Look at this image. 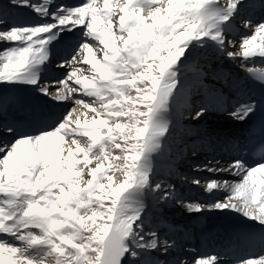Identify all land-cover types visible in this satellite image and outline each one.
Returning <instances> with one entry per match:
<instances>
[{
  "label": "snow or ice",
  "instance_id": "1",
  "mask_svg": "<svg viewBox=\"0 0 264 264\" xmlns=\"http://www.w3.org/2000/svg\"><path fill=\"white\" fill-rule=\"evenodd\" d=\"M10 2L18 10L31 9L41 18L49 17L52 23L31 28L13 25L7 31H0V40L19 41L26 45L7 52L0 62L3 68H23V72L15 73V81L37 83L32 78L33 70L47 59L48 46L61 38L62 32L82 27L85 36L99 41L103 48L85 42L71 60L58 65L68 69V76L59 82L63 91L58 89L54 99L58 102L72 100L82 110L107 118L98 120L94 116L90 124L99 127L90 130L81 126L82 114L87 116L88 113L70 109L57 127L47 134L21 138L14 146L0 143V153H3L0 158V194H3L0 195V236L13 237L26 245L15 247L6 239L0 240V264H36L26 254L28 249L36 246L49 249L39 264H121L126 253L135 256L126 244L129 238L137 247L153 246L142 243L143 238L137 232L139 226L135 225L139 214H129L124 193L147 185L148 177L141 171L142 162L159 150L160 138L167 132L166 127L158 125L156 116L164 109L166 98L176 87L172 79L176 73L170 69L192 40L207 37L223 43L219 31L213 33L212 29L217 19L224 22L238 10V6L243 7L244 0H228L223 6L218 0H167L166 7L163 3L153 7L147 0H141L133 5L135 11L128 7L132 0H126L123 4H116L115 12L108 10L110 0H103V10L96 0H86L85 4L76 7L57 5L56 0H40L38 4L33 0ZM209 5L222 7L225 15L217 18L209 11ZM142 8H148L147 17L139 14ZM86 16L90 20L86 21ZM114 16H118V21H114ZM101 18L104 30L98 32ZM113 23L118 25L115 33ZM8 24L9 20L0 16V26ZM245 27L249 25L245 24ZM255 30L257 35L264 33V25L255 26ZM257 35L241 42L245 59ZM94 49L102 52V61L95 57ZM228 55L235 59L238 54L229 52ZM259 56L264 57V36L261 37ZM85 65L90 67L85 68ZM3 75L0 73V77ZM41 91L49 95L47 88ZM76 96L93 100L87 103L74 99ZM254 109L255 105H249L246 112L230 115L242 120ZM202 115L203 111L197 112L194 119ZM85 124H88L87 120ZM102 129H107V139L102 140ZM13 131L0 125V133L11 134ZM85 136L89 140L80 138ZM54 138L68 140L67 155L63 160H60L59 145H49ZM115 150H119L115 159L120 162L115 167L120 176L107 174L105 184L103 176L97 179V173L102 171L104 160L113 159ZM126 151L136 153L130 157L131 164L128 163L129 157L124 155ZM77 154H83L82 161L74 160ZM92 159L96 160V166L88 168ZM77 164L82 167L77 168ZM85 168H88L86 173ZM241 168L240 161H235L229 167L217 170L238 174ZM258 173L264 174V164L247 171L228 199L213 205L212 209L230 208L264 222V176L258 181L255 179ZM193 182L200 184V181ZM223 187L222 182L208 181L205 190L211 192ZM53 189L57 190L55 194ZM97 191L114 197L109 207L105 208L100 196L93 199ZM188 207L190 211L205 210L199 205ZM98 219L104 222L98 224ZM164 247L170 245L165 243ZM181 264L185 262L181 261ZM196 264H215V258L198 260ZM259 264H264V259Z\"/></svg>",
  "mask_w": 264,
  "mask_h": 264
},
{
  "label": "rangeland",
  "instance_id": "2",
  "mask_svg": "<svg viewBox=\"0 0 264 264\" xmlns=\"http://www.w3.org/2000/svg\"><path fill=\"white\" fill-rule=\"evenodd\" d=\"M113 1L115 3V5L111 9V11L113 12L117 11V3L123 4L126 2V0ZM225 1L227 2L228 0H218V2L222 6L224 5ZM140 2L141 0H138V3ZM147 2L151 3L153 7L159 5L157 0H154V2L153 0H147ZM0 3V9L9 8L11 10V14L8 15L7 18L9 20V24L0 26V31H7L8 28L13 25L17 28H31L37 25H43L44 22H47V24L52 23L49 17L41 18L31 9H22L20 10L22 12H19V10L11 4L10 0H0ZM33 3L38 4L39 2L36 1ZM77 3L79 2H75V0H56L57 5L68 7L82 6ZM96 3L100 4L101 9L103 10V0H96ZM138 3L137 1H134V5ZM163 4L165 5V3ZM210 6L214 9L222 8L215 5ZM128 7L131 11H135V9L133 8V4ZM142 9L145 12V8ZM19 13H22L21 19L26 18V16L30 17L29 23L24 24L23 26L18 24V21H20L18 17ZM120 14L122 15L123 13ZM147 14L148 11L146 12V16ZM235 16L236 19L234 18L235 20H233V23L229 21L225 22L223 29L219 31L226 43L215 44L214 42L213 44V42L206 37L201 40H192L188 43L186 50L190 51V55L196 57L195 61L192 64L187 63V59L185 57V54L183 53V55L178 59L176 65H174L173 68L170 69L171 72L176 73V75L172 77V79L176 82V87L166 98L165 104L169 101L172 102L174 100H180L181 98H184L187 102L191 103V99H193L196 88L201 89V93L199 94L200 99L199 101L195 100L193 104H190L189 107L181 104L179 112L176 115V119L182 125V127L176 126L172 128L170 132H166V134L160 138V143L161 141L166 140L168 145L166 168L163 169V171L162 169H157L156 171L150 172V168L148 167L150 161L153 159V156L160 152L159 148V150L151 153L145 162H142L141 171L148 177L147 185L133 190L128 189V191L130 192L124 193L126 205L130 209L129 214H139V219L135 221V225L139 226L137 228V232L143 238L142 243L145 245L152 244L153 246L137 247V245L132 244L131 238H129L128 240H126V244L130 247L132 252L135 253V256H133L131 253H126L122 257L121 264H181V261H184L185 264H195L196 260L199 259V257L195 255L198 252L196 240L192 243L185 240L187 243L184 245L185 241L181 239V236L179 234L180 231H176L174 233L171 232V234L169 225H171L174 220H178L179 222H189L190 220H194L195 218H197L199 215H202V213H197L195 210L190 211L188 207L190 203H196L206 209H212V206L215 205L218 200H214L211 202L209 199L204 198L206 194L205 188L208 181L213 180L222 182L225 184L226 188L234 185V178L229 176L230 172L222 171V173H219L218 176L215 175V172H218L217 169L227 168L231 164H233V162L221 159L208 161V158L205 156V154L198 151V148H195V140L199 136L197 132L201 127L203 131L208 132L211 131L210 129H222L223 131L227 130L226 132H230L227 129L231 119H233L230 113L236 112V108L231 107V110L223 108L221 111H217L214 107H207V97H210L213 92L219 90L224 94H229V90L226 83L223 82V79H220V77L216 75V70H211L210 73L207 72L205 61H209L214 57L221 58L222 61H228L230 58L228 53L236 52L237 49L241 46V42L245 38H250L256 33L255 26L263 25L264 23H260L259 19H248L249 14H245L241 10L235 12ZM33 17H36L34 21L36 22L35 25L31 24V18L33 19ZM88 19L90 20V18ZM40 20H44V22L42 23V21ZM114 21H118V16H114ZM147 22L150 23V20H148ZM245 24H248L249 27H245ZM230 27L232 28V30L229 29ZM103 28L104 21L102 19L101 22L98 23L97 31L101 32V29ZM247 29L250 30L248 31ZM117 31L118 25L116 23H113V32L115 33ZM216 32L217 31L213 30V33ZM231 33H233V35H231ZM81 34L82 36L80 37H83V39L80 40L79 48L85 42L89 43L90 46L99 45V41H93L85 36V29L81 31ZM65 36L66 35H64V37L56 39L55 41L59 42L60 44H65ZM196 45H214L215 47L208 48V53L207 50H202ZM24 46L26 45L22 42L20 43L19 41L0 40V62H2V57L7 52L17 51ZM99 47L103 48L101 45H99ZM78 49L76 50V52L78 51ZM217 50L218 52L216 53ZM94 52L97 54L98 58H102V52L98 53L95 51V49ZM29 55L31 56L32 54L30 53ZM201 60L203 61L201 62ZM49 61L51 62L50 64ZM66 62L67 61L62 60L61 58L58 61L55 57H47V59L45 60V64L50 69H48L44 77L40 78V80L42 78H44V80L41 81L37 89H42L40 85L45 86V88H47L49 92V95H34L36 99H39L40 102L35 101V103L31 104L30 109L23 110L24 117H30L34 120L38 115L43 114L49 109L48 103L55 102L53 101V99L57 94V90L60 89L61 92L63 91V85L59 82L64 81L68 76V69L66 67H59L58 65L64 64ZM203 66L204 68H202ZM89 67V65H85V68ZM23 71V68L15 69L11 66L8 69H4L3 65L0 64V73L4 74L2 77H0V125H4L5 128H11V124L7 122L5 114L8 113V110H11L19 105V98L10 90L9 86L6 83L15 80V73ZM50 71H53L51 76L48 75ZM219 75H221L220 72ZM69 83H71V81H69ZM181 83H184V85H181ZM215 83L218 84L216 85ZM40 97H42V100H40ZM74 99L82 100L87 103H91L93 100V98L87 96H76ZM69 101L67 103H60L56 106V109L65 117L68 115L70 109H76L78 112L82 111L81 106L75 105L72 100ZM20 107L25 108V106L22 105H20ZM20 107H17L15 111L17 112L18 110H20ZM163 110L164 109H162V113L164 112ZM200 111H203V115L199 119H194L196 113ZM86 112L88 113L86 116L88 122H90L94 116L99 120L100 116H96L95 113H92L88 110H86ZM51 113L55 114V112L53 111ZM213 116L214 119H212ZM101 117L102 119L107 118L106 116ZM124 119H126V117ZM53 126L54 124L50 122L48 125V127H50L49 131L44 130L38 133L31 134L29 136L17 133L15 134L14 131L11 134L7 132L0 133V143L4 144L5 146H14V143L21 138H33L40 134L51 132L52 130H54ZM109 126H111L110 122ZM95 127H99V125H95L94 128ZM191 130H194V132H192ZM106 131L107 129L101 130L102 140L107 139ZM125 131H127V129H125ZM230 134L231 132L227 135L224 134L223 141L229 142ZM113 135H115V132L113 133ZM133 135H135V131H133ZM80 138L85 141L89 140V137L86 136ZM66 140L67 138H65V141ZM98 144L99 142L97 143V147ZM95 150L96 149L94 148V151ZM118 155L119 150H115L113 152V159H106L103 161L102 171L100 173H97V179H100L103 176V182L107 184V174L115 173V176H120V172H117L115 167L109 166L110 162L116 161L115 157ZM124 155L128 157V155L130 154L124 153ZM2 157L3 153H0V158ZM74 160L82 161L83 154H77L76 158L74 157ZM119 162L120 161L118 160V164ZM95 166L96 160L92 159V162L88 165V168H92ZM79 167H82V164H77V168ZM88 168L84 169L85 173L88 171ZM209 169H211V171ZM115 176L113 187L116 186ZM87 178L90 179L91 177ZM121 179H123V177H121ZM193 181H200V184H196ZM187 186L195 187L196 191L189 192L190 194L193 193L194 197L188 195L189 193L185 190ZM225 187L219 189V191H222V193L225 192L224 198H218L219 202L225 201L228 197L226 195L227 190L225 189ZM56 191V189H53L54 194L56 193ZM185 194L187 196H185ZM97 196L101 197L103 203L105 204V208L109 207L111 204V199H114V197H109L107 193H101L99 191L93 194V199H95ZM104 219H106V217ZM103 222L104 220L102 219L97 220L98 224ZM33 231L35 232L36 230ZM152 234H154V236ZM5 239L7 240L8 244L12 246L26 247V245H23L22 242L16 240L13 237L0 236V240ZM165 243H167V245H170V247L165 248ZM48 251L49 249L46 246H37L36 249L33 247L28 249L26 254L30 259L35 261L36 264H39V262L46 257ZM5 255V260H7L8 255ZM209 257L213 256H210L209 254L207 258ZM218 259H221V257H218Z\"/></svg>",
  "mask_w": 264,
  "mask_h": 264
},
{
  "label": "bare ground",
  "instance_id": "3",
  "mask_svg": "<svg viewBox=\"0 0 264 264\" xmlns=\"http://www.w3.org/2000/svg\"><path fill=\"white\" fill-rule=\"evenodd\" d=\"M36 1L40 3V0H33V2H36ZM134 1L135 2L137 1L138 3V0H132L131 4H129L128 6L132 4L134 5ZM157 1L159 4L165 3V5L167 6V0H157ZM75 2H79L77 4L83 5L85 4L86 0L85 1L75 0ZM111 3H112V0H110L109 2V9H112V7L115 5V3L113 4ZM227 3L228 1L227 2L225 1L224 5H226ZM245 6H249L248 9L252 12H255L256 14H260L264 12V1L262 0H249L248 5H245ZM245 6L243 7L238 6V9L239 8L244 9L246 8ZM7 11H8L7 8L0 9V16H3L4 14H5L4 16H6L8 13ZM147 11H148V8H145V12L143 11V9H140L139 14L141 16L147 17L146 16ZM209 11L215 14L217 18L223 17L225 15L223 8L214 9V8H211V6L209 5ZM19 12L21 11L19 10ZM19 16H20L19 24L23 26L24 24L29 23L30 17L26 16V18L21 19L22 13H19ZM88 18L90 17L86 16L85 20L88 21L89 20ZM234 18L236 19L235 12L229 17V19H227L224 22H221L219 19H217L216 25L215 27H213L212 30H215V31L222 30L225 22H228V21L233 22V20H235ZM35 19L36 17H33V19L31 18L32 20L31 24L35 25L36 23L34 22ZM102 19L103 18H101L99 22H101ZM44 20H40V21H42L43 23ZM150 23H151V20H150ZM44 24H47V22H44ZM229 29L232 30L231 27ZM101 30L103 31L104 28ZM247 30L249 31L250 29H247ZM81 31H82V27L79 28L78 26V28L72 31L62 32L61 37H64V35H66L69 38L64 40L65 44H60V43L58 44L56 42V45L59 48H64L63 51L65 53H71V50H72L71 47L75 45V43L72 44L73 41L77 42L76 49L79 46L78 43H80V40H81L80 35H82ZM231 35H233V33H231ZM254 35H257V34L255 33ZM262 36H264V33L257 35V39L252 43V45L249 46V56L247 57V59L243 57V50L241 49V46H240L237 49V51L234 52L238 54L235 59L230 57L228 61H225V60L222 61L221 58L214 57L213 59L209 61L208 60L205 61L207 72L210 73L211 70L212 71L216 70V72H220L221 74L220 79H223V81L227 83L230 90H232V94L234 96L233 100L234 101L237 100L238 102L237 103L238 106L236 108V110L238 109L237 112H246L248 106L252 105V102L256 100V98L252 95L251 91L249 90V79L244 75V73L249 70H264V57L259 56ZM209 40H211L213 44L214 42L215 44H221L220 41H214L210 38ZM224 43H226L225 40H223L222 44ZM62 45H64V47H62ZM101 46L103 47V45ZM196 46L200 47V49L202 50H205V51L207 50V52H208V48L215 47L214 45H210V46L196 45ZM54 48H55V43H52L48 46L47 57H50L49 54L52 53L51 51ZM76 49L72 51L74 52L76 51ZM189 52H190L189 50H185L184 54L187 59V63L192 64L195 61L196 57L190 55ZM217 52L218 50L216 51V53ZM94 55L97 59L102 61L103 56L100 59L98 58L95 52H94ZM202 61L203 60H201V62ZM50 63L51 62L49 61V64ZM46 66L47 65L45 64V61H44L41 65L38 66V68L33 70L34 76L32 78L37 80L38 81L37 83H31V82L22 81V80H18V81L12 80L6 83L9 86L10 90L19 98V105L17 107H20V105L25 106V108L20 107L21 109L18 110L17 112L15 111L17 107H15L11 110H8V113L5 114L7 122L11 124V128L14 130L15 134L17 133V134L29 136L31 134L38 133L40 131H44V130L49 131L50 127H48V125L50 122L54 124L53 129H55L57 125L65 118V116L62 115L56 109V106L59 105V103H63V102L67 103L69 100L58 102L55 99H53V101L55 102L48 103L49 109L45 111L43 114L38 115L34 120L33 118H30V117L26 118L23 116L24 114L23 110L30 109L32 103H35V101H39V99H36L34 95L36 94H39L41 96L45 95L42 93L41 90L37 88L39 84L41 83V81L44 80V78H42L41 80L40 78L44 77L45 73L48 71L46 70L47 69ZM202 68H204V66ZM52 73L53 71H50L49 74L48 73L47 74L51 76ZM215 84L217 85L218 83H215ZM181 85H184V83H181ZM40 87L45 88V86H41V85ZM195 90L196 92L193 95V99H191L192 104L195 100L199 101L200 99L199 94L201 93L200 91L201 89L196 88ZM212 98L215 104H218V103L221 105L226 104L225 97L222 94V92L219 90L213 92L210 99ZM40 100H42V97H40ZM191 103L187 102L184 98H181L180 100H174L172 102L169 101L168 103L164 105V110H163L164 112L162 113V109H161V111L156 116V121L158 125L162 128L166 127L167 132H170V130L176 126L182 127V125L177 121L176 115L179 112V108L181 104H184L186 107H189ZM137 107H142V105H137ZM228 107L229 106H227V108ZM52 111L55 112V114H52L51 113ZM80 112L83 113V112H86V110L83 109ZM245 118L242 120H238L234 118L231 119L230 124L228 125V128H227L228 131L231 132V137H232V138H229V142L222 141L224 134L227 135L230 133V132H226L227 130L223 131L222 129H215V130L210 129L211 131L208 132V131H203L202 127L197 132L199 136L195 140V143H196L195 148L196 149L198 148V151L205 154V156L208 158V161H214L216 159L226 160V158H228L230 154L233 156L234 160L240 161L242 168L240 169L239 173L238 174L236 172L229 173L230 174L229 176L234 178L233 180L234 185L228 188L225 187V189L227 190L226 195L228 197L234 191V186L242 182L244 175H246L247 171L258 167V166H254L253 168H250L249 166H247L245 164L244 157L242 155L240 157V154H239L240 152L238 153V150L233 147L234 143L237 141V139H239V137L237 136V133L246 134L245 126H244V124L246 123ZM99 119H102V117L100 116ZM212 119H214V116L212 117ZM85 120H87V117L82 114L81 116L82 128L88 127L90 130L94 128V126H92L90 122H88V124H85ZM133 131H135V129H133ZM191 131L194 132V130H191ZM67 144L68 142L67 140L65 141V139L63 141H60L54 138L53 140L49 141L50 146L55 147L56 145H59L60 150H61L60 160H63L67 155V152H66ZM167 146L168 145H167L166 140L161 141L160 152L153 156V159L150 161L148 165V167L150 168V172L156 171L157 169H162L163 171V169L166 168L167 152H168ZM74 148L75 146H73V149ZM125 153L130 154L128 155L129 157L128 163L131 164L132 162H131L130 157L133 155H136V153L134 151H126ZM57 163H59V161ZM116 164H118V160L114 162H110L109 166L115 167ZM51 166L52 165H50V167ZM212 171H216V170H212ZM219 173H222V171H218V172L216 171L215 175L218 176ZM262 176H264V174L258 173L255 179L259 181ZM250 183H251V179H250ZM185 190L188 193L196 191L194 186H187ZM192 194L193 193L191 194L189 193L188 195L194 197V194L193 195ZM224 195H225V192L222 193V191H219L218 189V190H214L211 192L206 191L204 198L209 199L211 202L214 200L216 201L218 200V202H216L217 204V203L224 202V201L219 202V199L224 198ZM185 196L187 195L185 194ZM228 197L226 198V200L228 199ZM194 205H198V204L190 203L189 206H194ZM196 212L202 213V215H199L197 218H195L194 220H190L189 222H184V221L179 222L178 220H174L172 224L169 226H170V233L180 231L179 234L182 240L184 241L190 240L191 243L196 240L197 242L196 246H198V252L195 255L199 257L198 260H202V259L210 260L211 258H215V264H223L222 262L223 257L229 256L231 254L232 256L227 257L228 258L227 261L230 260V264H236L237 256L234 253L236 251V248L241 247V246L246 247L243 252H245V254H247V256L249 257L248 259H250L252 252L250 251L246 252V251L252 249V247L248 246L247 243H250V244L260 243L262 237L264 236V222L260 221L259 219H252L250 218V216L243 214L241 211L232 210L230 208H225L223 210L211 209L207 211V209L205 208V210L196 211ZM186 243L187 242L185 241L184 245ZM33 248L36 249L37 246ZM209 254L210 256H213V257L207 258ZM218 257H221V259L219 260ZM5 258H6V255H5ZM240 264H259V262L246 261Z\"/></svg>",
  "mask_w": 264,
  "mask_h": 264
}]
</instances>
